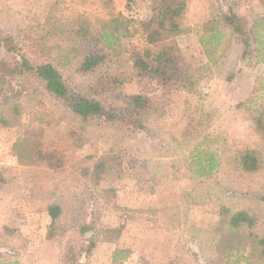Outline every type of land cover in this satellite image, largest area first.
<instances>
[{"label": "rangeland", "instance_id": "obj_1", "mask_svg": "<svg viewBox=\"0 0 264 264\" xmlns=\"http://www.w3.org/2000/svg\"><path fill=\"white\" fill-rule=\"evenodd\" d=\"M111 1L130 19L149 15L150 0ZM100 3L0 0L1 34L12 37L32 64L52 63L67 85L112 112L131 94L151 101L141 115L146 131L83 122L37 79L8 76L18 55L0 47V112L19 105L18 128L0 127V264H112L114 250L130 252L119 264H264L223 224L243 210L256 217L243 234L264 241V132L256 125L257 119L264 123V0H186L185 25L197 30L231 9L246 20L251 42L242 60L244 48L227 29L220 46L207 54L195 31L178 37L182 82L138 78L125 55L80 72L73 45L58 38L49 40L54 49L44 57L31 52L33 39L54 24L78 16L90 22L108 18ZM136 40L139 46L138 35ZM24 129L37 130L56 153L51 168L18 163L10 148ZM245 149L260 156L254 173L238 167L237 154ZM103 156L110 163L92 180V166ZM207 163L211 174L202 175L200 165ZM156 188L174 192L172 206L151 217L137 213V202L146 201L141 196L156 194ZM51 204L61 214L50 227L45 210ZM137 215L147 220L137 222Z\"/></svg>", "mask_w": 264, "mask_h": 264}, {"label": "trees", "instance_id": "obj_2", "mask_svg": "<svg viewBox=\"0 0 264 264\" xmlns=\"http://www.w3.org/2000/svg\"><path fill=\"white\" fill-rule=\"evenodd\" d=\"M149 15L143 20H135L116 12L111 0H101V7L107 12L108 18L96 19L94 22L80 16L73 17L67 22L51 26L49 31L39 38L33 39L32 53L40 58L51 53L54 47L49 43L51 38L73 45L72 54L80 59L78 70L89 72L104 64L109 58H120L125 55L130 62L134 75L138 78L155 81L162 85L182 82L184 71L180 63V49L177 38L195 31L198 43L203 52L216 51L220 46L222 33L225 29L244 48L241 59L250 54V33L246 20L238 16L231 9L222 13L220 20H210L195 30L184 24L186 0H150ZM201 30V31H199ZM200 32V34H199ZM140 38L137 46L133 38ZM126 43H125V42ZM254 38L252 43H256ZM260 43V41H259ZM0 47L8 54L18 55L15 61L7 68L8 76L30 75L37 79L44 91L60 101L72 114L80 117L81 121H99L116 124L121 127L146 131L141 115L151 107L150 98L143 93L131 94L126 98L125 105L117 112L109 111L99 101L79 94L63 80L57 67L50 62L32 64L19 53L17 45L10 36H2L0 31ZM109 59V60H108ZM264 60V59H263ZM4 79L0 75V99L3 96ZM19 105L13 104L5 111L0 112V127L13 130L18 128ZM257 127L264 132V123L256 120ZM21 165L52 167L56 153L43 143L41 135L34 129H24L10 148ZM107 156L100 157L94 162L91 179L98 181L109 165ZM238 167L245 173H254L259 169L260 156L252 149L241 150L237 154ZM202 175H210L213 165L207 163ZM201 171V170H200ZM50 219V227L61 214L60 206L51 204L45 210ZM224 227L229 232H235V239L240 242L243 238L246 244L251 245L257 257H264V241L256 240L255 235L243 234L242 230H250L256 224V217L245 211H237L223 219ZM118 232L114 239L116 241ZM240 245H237L238 247ZM128 250H114L111 257L112 264L126 261ZM1 264H18L17 262L2 261ZM168 264V263H159Z\"/></svg>", "mask_w": 264, "mask_h": 264}, {"label": "crops", "instance_id": "obj_3", "mask_svg": "<svg viewBox=\"0 0 264 264\" xmlns=\"http://www.w3.org/2000/svg\"><path fill=\"white\" fill-rule=\"evenodd\" d=\"M157 193L154 195H150V196H146L143 197L141 199H145L146 201L138 203L137 202V213L144 211L142 213H146V215H149L151 217V214H154L155 212H165L166 209L165 207H168L171 205L170 201H175V197H174V192L173 191H169L166 194L162 193V189L156 188ZM139 192L138 188H137V193ZM161 192V193H160ZM140 205H142L141 207H139ZM172 206V205H171ZM49 218V217H48ZM145 217L137 215V222L138 221H145L147 219H144ZM149 225H152V222L149 223ZM138 231V230H137ZM139 235V232H137V236Z\"/></svg>", "mask_w": 264, "mask_h": 264}]
</instances>
